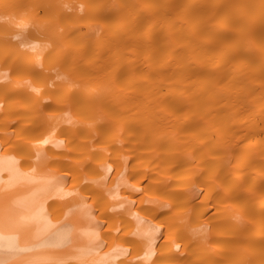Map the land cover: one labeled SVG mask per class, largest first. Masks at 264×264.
I'll use <instances>...</instances> for the list:
<instances>
[{
    "label": "bare ground",
    "instance_id": "1",
    "mask_svg": "<svg viewBox=\"0 0 264 264\" xmlns=\"http://www.w3.org/2000/svg\"><path fill=\"white\" fill-rule=\"evenodd\" d=\"M0 264H264V0H0Z\"/></svg>",
    "mask_w": 264,
    "mask_h": 264
}]
</instances>
